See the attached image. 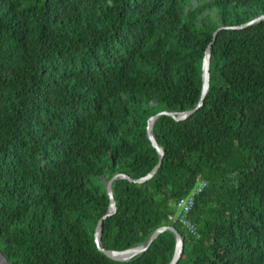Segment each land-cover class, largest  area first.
I'll return each instance as SVG.
<instances>
[{"label": "trees", "instance_id": "1", "mask_svg": "<svg viewBox=\"0 0 264 264\" xmlns=\"http://www.w3.org/2000/svg\"><path fill=\"white\" fill-rule=\"evenodd\" d=\"M264 0H0V249L14 264H264ZM186 202L187 220L174 221Z\"/></svg>", "mask_w": 264, "mask_h": 264}, {"label": "water", "instance_id": "2", "mask_svg": "<svg viewBox=\"0 0 264 264\" xmlns=\"http://www.w3.org/2000/svg\"><path fill=\"white\" fill-rule=\"evenodd\" d=\"M262 19H264V14L257 17L256 19H253V20L241 25V26H248V25L253 24L254 22L262 20ZM212 45H213L212 43L209 44V46L206 50L204 59H203L202 96H201L198 104L196 105V107L189 109V110L178 111V112H171V111L165 110V111L159 112V113L151 116L148 120V130H147L148 131V137L152 141V144L154 145V147L159 152V156H160L159 162L156 164V166L148 174H146L145 176H143L141 178H133V177H131L127 174H124V173H117L113 176L112 179L105 181V188L107 189L108 195L110 197V204H109V209H108L107 213L104 216H102L98 222V225L96 227L95 237H96V243H97L99 250L104 252L107 256H109L112 259L119 260V261H128L132 257H134L137 254L148 249L149 246L151 245V243L162 232H164L166 230L173 231L175 233V236H176V248H175L173 258L169 264H176L179 261L181 255L183 253V250L185 247V236L183 234H181L179 232V230L174 225H167V226L159 227L153 232L151 237L145 243L140 244V245L135 246V247H130V248L124 249V250H112V249L106 248L103 245V242H102L103 226H104V219H106L108 216L114 214L117 211V203H116V199L114 196V190H113V184H114L115 180L118 178H127L131 181H134V182L144 183V182L150 180L151 178H153L155 176V174L157 173V171L159 170V168L161 167V165L163 164L165 149L159 144V142H158V140L154 134L153 125H154L155 121L163 114H168V115L174 117L176 120L186 119L190 115H192L195 111H197L199 109V107H201L204 104L205 97H206L207 92L210 88V77H211L210 65H211V56H212ZM0 264H14L13 262H11L7 258V256L3 253V251L1 249H0Z\"/></svg>", "mask_w": 264, "mask_h": 264}, {"label": "built area", "instance_id": "3", "mask_svg": "<svg viewBox=\"0 0 264 264\" xmlns=\"http://www.w3.org/2000/svg\"><path fill=\"white\" fill-rule=\"evenodd\" d=\"M177 209L178 211H176V213L173 215V220H180L181 223L188 225L190 228H193V226L187 220V214L190 209L189 205L184 201H180L177 203Z\"/></svg>", "mask_w": 264, "mask_h": 264}]
</instances>
